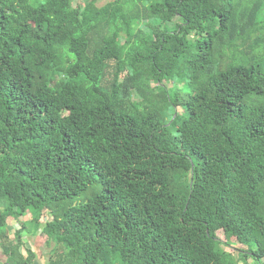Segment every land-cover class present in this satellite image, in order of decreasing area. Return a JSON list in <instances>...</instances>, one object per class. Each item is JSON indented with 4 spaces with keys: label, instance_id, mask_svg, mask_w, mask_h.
Here are the masks:
<instances>
[{
    "label": "trees",
    "instance_id": "obj_1",
    "mask_svg": "<svg viewBox=\"0 0 264 264\" xmlns=\"http://www.w3.org/2000/svg\"><path fill=\"white\" fill-rule=\"evenodd\" d=\"M263 5L0 0L7 264H264Z\"/></svg>",
    "mask_w": 264,
    "mask_h": 264
},
{
    "label": "rangeland",
    "instance_id": "obj_2",
    "mask_svg": "<svg viewBox=\"0 0 264 264\" xmlns=\"http://www.w3.org/2000/svg\"><path fill=\"white\" fill-rule=\"evenodd\" d=\"M108 1L110 0H96V3L97 5L101 6V5H104L105 3H107ZM245 7V3L243 1H241L239 4H238V9L241 8L243 9ZM261 16L263 17L264 19V5L261 6ZM180 22V18L179 17H174L172 22H169L168 26H172L174 23H179ZM195 35L194 33L190 34L189 37L193 38ZM259 52H263L264 53V49L260 50ZM261 53V56L259 58V64L261 66V69L262 71L264 72V54ZM173 83L172 82H168V85H172ZM101 187L99 184L97 183H94L93 186L91 187V189L78 196V197H74L72 200L70 201H65V202H61L57 205H54L52 207L53 211L55 214L59 215L61 214V211L63 209V207L65 206H68V205H71V204H79L81 202H84L86 200H88L91 196H93V194H95L96 192L100 191ZM5 203H7L6 200L4 201H1L0 202V208H3ZM37 216V213L35 212V210L33 209H28L25 214L22 216V221L19 220L21 218H19L18 220L14 219V218H8V221H7V225L5 226V229L7 231V234L10 236V238H14L15 234H16V230H18L19 228H21L22 226V223L23 225L25 226V229H24V235H26V241L30 243V239L31 241H34V238H32L30 236V228L32 230V232H38L37 229H35V227L31 226L30 227V217L32 216ZM46 220V217L44 215H42L41 219H40V225L42 223H44V221ZM38 235V234H37ZM220 237H223L222 234L220 233ZM246 247V246H245ZM236 248H241V249H244V246L243 245H238ZM47 250V248H46ZM230 250L235 254L234 257L235 258H239L238 255H237V250L236 249H232L230 248ZM48 252V250H47ZM48 260V259H47ZM238 262L239 264H254V261L251 257H249L247 259L246 262H244L243 260L241 259H238ZM0 264H7L6 263V256L3 254L2 252V249L0 248Z\"/></svg>",
    "mask_w": 264,
    "mask_h": 264
},
{
    "label": "crops",
    "instance_id": "obj_3",
    "mask_svg": "<svg viewBox=\"0 0 264 264\" xmlns=\"http://www.w3.org/2000/svg\"><path fill=\"white\" fill-rule=\"evenodd\" d=\"M19 220L22 221V216H20ZM31 219V217H30ZM8 221V220H7ZM44 223H42L40 225V227L37 229L38 232H32L31 228H30V236L32 238H34V241H31L30 239V243L27 242L25 239H26V235H24V229H23V232H22V239H23V246L21 247V251H25V248H31L35 255H36V258H35V261H34V264H47L48 263V258H49V255H50V252H51V249H52V246L53 244L52 243H49L43 236H41V229H42V225ZM23 225V223H22ZM34 224L30 223V227L33 226ZM35 226V225H34ZM38 234V235H37ZM48 252H47V250Z\"/></svg>",
    "mask_w": 264,
    "mask_h": 264
}]
</instances>
